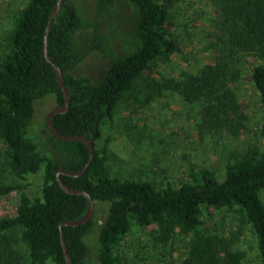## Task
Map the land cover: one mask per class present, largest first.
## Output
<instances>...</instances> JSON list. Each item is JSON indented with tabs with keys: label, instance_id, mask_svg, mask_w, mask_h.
Instances as JSON below:
<instances>
[{
	"label": "trees",
	"instance_id": "16d2710c",
	"mask_svg": "<svg viewBox=\"0 0 264 264\" xmlns=\"http://www.w3.org/2000/svg\"><path fill=\"white\" fill-rule=\"evenodd\" d=\"M56 1L25 0L0 44V200L18 194L15 213L0 216V264H66L59 223L87 207L84 195L65 192L56 178L61 167L84 166L86 145L56 139L45 123L43 139L31 132L37 100L52 95L55 106L64 104L44 57ZM177 1L92 0L91 18H84L73 0H62L51 23L47 53L62 69L69 98L67 111L51 121L60 134L88 137L94 152L82 175L60 178L86 190L93 207L107 204L99 226L92 215L62 227L74 264H151V258L157 264H264V0H208L209 59L173 74L163 66L179 48L169 29ZM93 52L106 61L105 70L96 78L78 74ZM167 94L194 110L201 137L242 142L228 151L221 175L212 167L188 166L170 178L152 167L135 175L113 169L108 129L114 117ZM39 172V194L30 196L27 176ZM226 213L237 220L227 221ZM95 226L91 250L86 237ZM133 226L149 229V242L130 256L123 243Z\"/></svg>",
	"mask_w": 264,
	"mask_h": 264
},
{
	"label": "rangeland",
	"instance_id": "374dc122",
	"mask_svg": "<svg viewBox=\"0 0 264 264\" xmlns=\"http://www.w3.org/2000/svg\"><path fill=\"white\" fill-rule=\"evenodd\" d=\"M91 1L73 0L84 18H91ZM24 3L25 0H0V44L2 36L11 26L16 11ZM212 13L208 0H178L173 5L169 29L176 36L179 48L170 62L163 66L166 72L177 74L189 64L197 65V62L209 59L204 46L209 15ZM106 64L99 53L93 52L80 64L76 72L96 78L105 70ZM254 104H251L252 109H257V105ZM54 106L55 100L52 95H47L34 103L31 132L36 139L41 140L47 134L44 126L45 115ZM193 114L194 110L190 111L181 98L174 94H167L161 97L159 102L144 109L122 108L108 129L109 148L112 157H116L112 161L113 169L129 170L135 175L152 167L157 170L160 177L170 178L182 174L188 166H194L195 169L212 167L217 175H221L228 151L241 148L242 142L223 141L222 138L214 139L205 135L201 137L194 125ZM26 182L29 183L26 192L30 196L38 195L42 182L41 173L27 176ZM17 201L18 194L15 192L3 197L0 200V216H12ZM106 209L107 204L95 202L92 215L97 221V226L102 222ZM217 216L221 214L217 213ZM225 216L229 222L237 220L233 214L226 213ZM97 226L86 237L91 250L95 248ZM148 230L133 226L129 231L123 245L129 244L130 256L139 250L140 245L149 242ZM248 240L252 241L251 235H248ZM247 241L244 246L247 245ZM140 250L144 251L141 247ZM148 260L151 264H157L152 258Z\"/></svg>",
	"mask_w": 264,
	"mask_h": 264
},
{
	"label": "water",
	"instance_id": "95a60500",
	"mask_svg": "<svg viewBox=\"0 0 264 264\" xmlns=\"http://www.w3.org/2000/svg\"><path fill=\"white\" fill-rule=\"evenodd\" d=\"M61 2H62V0L56 1L52 11L50 12L49 18H48L47 26L45 29V35H44V57L52 65L53 69L56 72V79H57V83H58L59 87L61 88V91L63 94L64 104L61 106H55L46 113L45 124L48 127V130L51 133V135L54 136L56 139L61 140V141H80L86 145V147L88 149V153H89V157H88L87 162L78 171L68 172L61 167L56 173V178H57L58 183L60 185V188L62 190H64L65 192H67L69 194H77V195L82 194L85 196L86 201H87L86 211L84 212L83 215H81L80 217H78L76 219H72V220L67 219V220L61 221L59 223L60 240H61V246H62V250H63V256H64L65 263L66 264H74L72 262L70 256H69V254H68V250H67V247H66V244L64 241V235L62 232V227L63 226H78L80 224L87 222L89 219H91L92 214H93V200L86 190L74 189V188L66 185L62 181V179L60 178V174H65V175L73 176V177H77V176L82 175L86 171V169L88 168L89 162L92 159L94 152H93L92 142L88 137H86L84 135H78V134H70V135L60 134L54 128L52 121H51V118L53 115H55L57 113L66 112L68 107H69L68 90H67L66 85H65L64 80H63L62 69L53 63L52 59L49 57V55L47 53V34L49 32V29H50V26H51V23L53 21L54 16L58 13V11L60 9Z\"/></svg>",
	"mask_w": 264,
	"mask_h": 264
}]
</instances>
